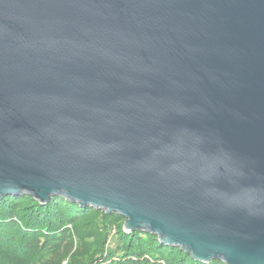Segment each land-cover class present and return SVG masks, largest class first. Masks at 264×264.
<instances>
[{
  "label": "water",
  "instance_id": "water-1",
  "mask_svg": "<svg viewBox=\"0 0 264 264\" xmlns=\"http://www.w3.org/2000/svg\"><path fill=\"white\" fill-rule=\"evenodd\" d=\"M10 195L264 264V0H0Z\"/></svg>",
  "mask_w": 264,
  "mask_h": 264
},
{
  "label": "trees",
  "instance_id": "trees-1",
  "mask_svg": "<svg viewBox=\"0 0 264 264\" xmlns=\"http://www.w3.org/2000/svg\"><path fill=\"white\" fill-rule=\"evenodd\" d=\"M124 218L62 197L0 199V264H205L150 233L122 229ZM206 264H224L213 260Z\"/></svg>",
  "mask_w": 264,
  "mask_h": 264
}]
</instances>
